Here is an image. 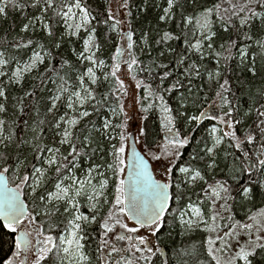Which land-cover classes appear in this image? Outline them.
Instances as JSON below:
<instances>
[{
	"label": "snow or ice",
	"instance_id": "6c2138e0",
	"mask_svg": "<svg viewBox=\"0 0 264 264\" xmlns=\"http://www.w3.org/2000/svg\"><path fill=\"white\" fill-rule=\"evenodd\" d=\"M120 7L0 0V19L22 21L0 39V264H264V87L244 101L226 72L264 73V0H165L157 25L178 31L138 39ZM100 25L119 37L108 60ZM124 77L155 129L129 131ZM17 86L21 113L36 98L24 137L2 118Z\"/></svg>",
	"mask_w": 264,
	"mask_h": 264
},
{
	"label": "trees",
	"instance_id": "16d2710c",
	"mask_svg": "<svg viewBox=\"0 0 264 264\" xmlns=\"http://www.w3.org/2000/svg\"><path fill=\"white\" fill-rule=\"evenodd\" d=\"M110 1L111 0H88V3L95 15H98L99 18H104L107 14V11L110 9ZM157 4L164 5L165 0H147V4H145V0H130V5H131V11H132V16L129 17L132 21V25L135 29L136 36H134V39H138L139 33L141 29L147 31L149 29H155L156 27H161V28H171L176 29V26L174 23H169L167 25H157L156 17L157 14L160 12V8L156 7ZM119 13L121 16H123V12L125 11L120 7L119 3ZM140 9H143L141 11ZM179 20V16H177V21ZM22 21L20 19V15L18 13H10L9 18L7 21H4L0 19V39L5 38L6 32L5 30L8 29L10 26H15V31L7 34V39H12V36L15 35L16 32L19 31V26L21 25ZM98 31L101 33V35L108 33V29L104 25H100L98 28ZM255 32V30H254ZM111 37V43L107 44L105 46V54L102 56V58L108 60L109 56L114 53L115 48L114 44L119 42V37L115 33H108ZM228 36L227 34L224 35V40H227ZM254 36V40H255ZM235 39V37H233ZM223 42L222 40H218L217 44ZM174 47L177 48V51L180 50V48L183 47L182 41H174L171 42ZM253 44V47H255L254 41L250 42ZM72 47H79V45H65V48L63 50V55L65 57H71V48ZM155 55V53H154ZM74 59V57H71ZM110 62V61H109ZM209 64H213L214 61L209 60ZM57 66H59L57 62ZM222 67H224L223 62H222ZM261 66V62L259 58H257V67L259 68ZM227 75H229L232 79L234 87L241 88V92L238 93V95H241L243 97L244 101H247V92L251 91L255 93L258 89L261 87H264V73H261L260 75L256 76L255 78H252L249 75H245L243 70L238 67V65L235 62L230 63L227 68H226ZM237 77L240 78V83H237ZM197 85H200L201 87H204L207 90V85L203 84L200 80L196 81ZM31 87V80H28L24 84V88L28 89ZM107 87V85L105 86ZM23 91L19 86L17 87H12L8 91V112L6 115H4L2 118H5L11 123L12 121L15 122V129L18 130V135L21 137L25 136V129H26V124L25 121H28V124L32 123L33 119H37L36 117V112L34 105L36 104V98L33 99H26L25 103L28 105L27 109L25 112L21 113L19 111V105L16 101V97L22 96ZM138 95H139V90H138ZM203 110V109H202ZM46 109L43 107V105L40 106V117L42 118L44 115V112ZM62 114V113H61ZM49 120L52 119L51 116L48 117ZM93 120L96 119L95 116L92 117ZM87 122V121H85ZM141 123H147L149 124L153 129L156 128V121L154 116H150L148 121H141ZM211 127V123L208 121L203 122V127L200 129L198 132H194L193 135L197 137V139L201 138L202 136L206 135V132L204 131L205 128ZM30 136V132L27 133ZM45 136L46 137H51V132L47 130L46 126V131H45ZM156 137L153 136V140ZM192 149L189 148L188 151H191ZM187 158V157H185ZM195 198V197H193ZM247 209H238L237 214L238 216H242L244 211ZM171 239H179V237H172L169 239H166L165 243L171 246L170 240ZM7 244H4L2 248H0V254H3L4 252L7 251Z\"/></svg>",
	"mask_w": 264,
	"mask_h": 264
},
{
	"label": "rangeland",
	"instance_id": "374dc122",
	"mask_svg": "<svg viewBox=\"0 0 264 264\" xmlns=\"http://www.w3.org/2000/svg\"><path fill=\"white\" fill-rule=\"evenodd\" d=\"M119 3L120 0L110 1V9L114 14L120 12ZM124 79L127 88V95L124 97L125 110L133 118L129 122V131L135 132L136 128L141 124L140 114L135 103L136 97L138 96V90L135 88V81H132L130 77H124Z\"/></svg>",
	"mask_w": 264,
	"mask_h": 264
}]
</instances>
